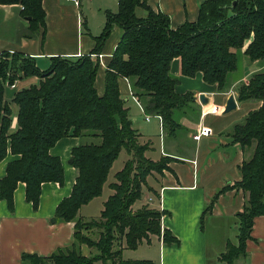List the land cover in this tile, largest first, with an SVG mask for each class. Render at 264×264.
<instances>
[{
  "label": "trees",
  "instance_id": "1",
  "mask_svg": "<svg viewBox=\"0 0 264 264\" xmlns=\"http://www.w3.org/2000/svg\"><path fill=\"white\" fill-rule=\"evenodd\" d=\"M16 4L18 14L28 17L32 33L44 28L41 0H0ZM136 7L145 10L138 17ZM113 26L119 38L105 64L103 90L98 95L94 78L98 54ZM88 53L77 56H52L45 70L36 67L31 56L19 52L0 53V159L6 150L18 157L7 162L0 177V199L12 211V193L17 182L24 183V197L36 207L40 184L62 182V166L49 148L63 136L82 140L70 151V164L76 171L68 196L55 207L53 218L73 221L70 244L58 247L46 256L22 254L21 264H155L147 259H122L121 246L134 249L152 235L165 244L177 243L166 229H160L162 210L142 204L133 208L143 194L146 178L166 167L167 157L151 160L144 156L145 144L138 142L117 78H125L131 95L146 115L159 116L166 130L178 123L175 110L190 108L192 92L174 91L177 78L169 73V63L178 57L180 73L193 76L200 72L207 84L223 91L226 74L236 67V52L248 61H257L260 69L236 86V99L256 101L243 119L232 125L228 135L245 156L237 166L239 179L233 186L244 193V201L234 214L236 244L227 243L219 258L234 264L232 258L244 249L252 220L264 215V0H202L193 21L169 27L168 17L150 9L144 0H116V11H104L101 31L92 36ZM37 77L36 83L16 90L11 102L17 107L16 126L10 124L9 104L3 100V86L17 79ZM123 149L129 156L108 183L111 193L97 218L83 219L78 208L101 192L111 163ZM222 189H219V193ZM215 196L205 206L208 210ZM96 228L91 239L81 229ZM80 245L94 253L83 254Z\"/></svg>",
  "mask_w": 264,
  "mask_h": 264
},
{
  "label": "crops",
  "instance_id": "2",
  "mask_svg": "<svg viewBox=\"0 0 264 264\" xmlns=\"http://www.w3.org/2000/svg\"><path fill=\"white\" fill-rule=\"evenodd\" d=\"M144 1L153 11L167 15L169 27L175 28L184 21L195 20L202 0ZM41 6L44 28L43 31L42 28L37 29L34 34L28 28L27 19L18 14V5L0 4V53L19 52L31 56L36 67L45 70L52 56H77L89 52L94 44L92 36L95 35L81 31L79 0L76 4L69 0H41ZM134 13L141 17L146 12L136 7ZM119 34V28L113 26L98 52L100 57H92L98 61L94 78L98 95L103 90L105 64ZM38 63L44 64L45 68H40ZM45 63L48 65L45 66ZM257 65V61H251L248 72H242L232 83L226 84L223 91H219L215 84L205 83L200 72L191 77L182 75L179 58H172L169 73L177 78L174 91L178 94L190 91L193 97L190 108L175 110L174 118L178 127L172 131L163 128L160 117L149 114L145 120L146 114L131 95L128 81L117 78L118 91L124 100L132 127L138 133V142L146 145L144 156L153 161L160 157L168 158L164 169L147 176L142 197L133 204V208L148 204L162 210L160 229L168 230L177 240V243L165 244L160 236L152 235L134 249L121 246L122 259H147L155 264H226L219 255L224 252L228 242L236 244L231 240L230 231L234 230L233 236L236 237L234 214L241 209L244 201V193L233 183L239 179L238 164L248 154L243 155L240 147L231 143L228 132L233 124L240 122L249 110L259 104L236 99V86L239 82H246L250 74L260 69L261 66ZM36 81L37 77L30 76L3 86V100L9 104L11 112L8 131L14 130L16 126L17 107L11 102L13 93ZM199 93L206 98L204 104L198 101ZM229 94L233 96L235 108L223 112ZM201 126L207 127L209 133L193 139L192 135ZM84 139L63 136L49 148V153L60 160L62 182H42L35 208L26 201L24 183L20 181L12 193V211L0 199V264H21L20 256L24 253L46 256L56 248L71 243L73 221L55 220L53 214L58 202L69 195L75 179L76 171L68 162L70 151ZM125 154L127 159L129 155ZM17 157L6 150L5 156L0 159V177L5 173L7 162ZM108 183L105 192L102 187L98 196L78 208V216L86 220L98 217L104 200L111 193ZM222 187L223 190L217 193ZM214 196L211 206L204 211ZM86 249L82 248L81 252ZM126 249L132 253H127L126 258H123ZM232 262L264 264V215L253 218L244 249L234 255ZM94 264L100 263L97 261Z\"/></svg>",
  "mask_w": 264,
  "mask_h": 264
},
{
  "label": "rangeland",
  "instance_id": "3",
  "mask_svg": "<svg viewBox=\"0 0 264 264\" xmlns=\"http://www.w3.org/2000/svg\"><path fill=\"white\" fill-rule=\"evenodd\" d=\"M105 10L115 12L116 11V0H79V12L81 15V20H82V26H81L82 33L83 32H89L95 36L97 34H99V32L101 31L103 22H104V11ZM108 40L109 39L107 38V41ZM248 64H250V61H248L246 59L245 55L242 54L241 50H238L236 52V67L234 70H232L226 74V77H225L226 83L230 84V82L232 83L235 78H237L238 76H240L242 74V72H248L249 71ZM47 65L48 64H46L45 66H47ZM38 66L40 68H45L44 64L41 65L38 63ZM257 66H260V64L258 63ZM125 158H126L125 151L123 149H121L119 151L118 155L116 156V158L111 163V166L107 172L106 178L103 182L102 187L104 189V192L106 191L105 187L107 186V183L114 180L113 175L122 166V162ZM152 173H154V172H152ZM94 212H96V211H94ZM95 214H97V213H95ZM96 231H97L96 228H92V227L87 228L85 230L81 229V232H83L84 235H86V236H88L94 240L97 238ZM231 231H230V233H232L231 240H232V242L235 243L236 237L233 236V235H235V233H234V230L231 229ZM208 239H209V237H208ZM80 248L82 250V248L86 249L87 247L85 245H80ZM127 249L124 250L123 258H126L127 253H132V252H129V250H127ZM88 250H89V252H87V249H86V250H84L83 253L89 254V253L95 252V250L93 248L88 249ZM133 254H136V252H133Z\"/></svg>",
  "mask_w": 264,
  "mask_h": 264
},
{
  "label": "water",
  "instance_id": "4",
  "mask_svg": "<svg viewBox=\"0 0 264 264\" xmlns=\"http://www.w3.org/2000/svg\"><path fill=\"white\" fill-rule=\"evenodd\" d=\"M26 19H28V17H26ZM197 98L201 104H204L206 102V98L204 97V95L202 93H199L197 95ZM234 108H235V102H234L233 96H232V94H229L225 100L222 111L228 112L230 110H233ZM70 161H71V159L69 158L68 162H70Z\"/></svg>",
  "mask_w": 264,
  "mask_h": 264
},
{
  "label": "built area",
  "instance_id": "5",
  "mask_svg": "<svg viewBox=\"0 0 264 264\" xmlns=\"http://www.w3.org/2000/svg\"><path fill=\"white\" fill-rule=\"evenodd\" d=\"M69 1H72L74 4L77 3V0H69ZM91 57H97L99 58L100 57V54H92ZM159 118V116H157ZM148 119V115L145 116V120ZM209 133V129L205 126H201L198 131L192 135V138L193 139H198L199 136L201 135H207Z\"/></svg>",
  "mask_w": 264,
  "mask_h": 264
}]
</instances>
